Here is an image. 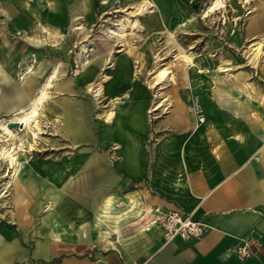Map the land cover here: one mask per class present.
<instances>
[{
  "label": "crops",
  "instance_id": "0c3cea01",
  "mask_svg": "<svg viewBox=\"0 0 264 264\" xmlns=\"http://www.w3.org/2000/svg\"><path fill=\"white\" fill-rule=\"evenodd\" d=\"M119 1L0 0V63L15 64L24 55L22 46L29 43L32 47V41L23 40L22 32L40 27L63 31L75 23L88 27ZM150 1L159 6L171 3ZM178 1L186 6V1ZM255 1L245 28L251 42H261L257 57L250 53L249 45L244 53L235 51L237 44L241 50L240 38L239 43L231 39L233 47L217 49L222 67L211 68L207 78L200 73L191 77L205 120L198 122L184 98L174 93L152 145L148 143L151 134L146 113L150 94L143 85H124L127 98L116 105L119 98H114L116 102L106 112L109 124L103 125L96 117L93 121L95 110L81 92V78L62 75V61L52 65L50 71L56 66L57 74L61 73L53 79L60 139L70 145L87 143L91 148L54 149L51 157L27 169L17 182L13 217L21 238L1 225L0 264H131L146 260L149 264H264V0ZM47 48L56 49L55 43ZM59 50L68 54V48ZM113 57L111 72L129 78V66ZM210 61L209 66L216 65V58ZM198 68L203 70L201 65ZM33 71L28 75H35ZM105 73L109 78L101 97L113 85L109 72ZM34 90L32 85L25 87L12 114L28 108L37 93ZM4 106L0 101V108ZM111 111L114 114L108 118ZM109 143L113 148L110 155L95 148ZM86 173H111L112 180L109 186L95 183L92 192ZM155 206L192 213L206 224V232L197 239L177 236L166 242L162 227L148 226L149 213H143ZM87 221L92 227L85 242ZM248 235L263 243L261 250L246 257L227 251ZM92 250L94 259L89 257ZM28 253L32 261H17Z\"/></svg>",
  "mask_w": 264,
  "mask_h": 264
},
{
  "label": "rangeland",
  "instance_id": "374dc122",
  "mask_svg": "<svg viewBox=\"0 0 264 264\" xmlns=\"http://www.w3.org/2000/svg\"><path fill=\"white\" fill-rule=\"evenodd\" d=\"M26 1L31 3L33 0ZM136 1L120 0L118 4L108 7V9L98 14L95 21L88 27L75 23L69 24L70 26L63 31L59 30L60 32L58 30L52 32L42 27L38 30L35 29L33 32H22L23 40L25 42L32 41L33 45L31 47V44L28 43L27 46H22L24 47V55L15 64L10 62L0 63V101L5 105L0 108V118H9L18 108L19 98H21L19 95L25 87L32 85L35 88L34 92L37 91L52 65L55 62L62 61L65 68L62 75L67 73L75 76V78H81V92L92 102L95 110L93 121L96 117L97 120L105 123L103 125L109 124L106 123L105 118L106 112L110 109L112 103L117 101L116 105L127 98V90L125 88L122 91V87L128 84L132 85L135 82L143 85L150 94V104L146 109L149 123L148 132L151 134V137H149L151 139L148 141L150 145L153 144L159 133V120L169 113L171 107L170 97L174 93L184 98L196 118L202 115L205 120V112L199 92L191 87V77L200 73L205 74L207 78L208 71L211 68H221L222 62L217 49L233 47L230 45L231 39H235L238 43L241 39V50H239V44H237L235 51L237 53L245 52V47L252 43L249 35L246 34L245 26L254 13L253 10L256 8L257 1L223 0V5L215 8L208 15H204V13L212 0H181L183 3L186 1V6L185 4L184 6L181 5L178 0H171L168 5L161 3L162 6L154 2L155 4L148 11L134 17L143 26L145 25L144 29L132 31L129 26H126L123 30H118L120 36H123L125 40L124 47L119 49L117 36L113 35L108 38L107 35L111 34L107 32L106 28L110 26L116 30L119 26V19H124L123 22H126L124 10L130 6L124 7ZM51 43H55L56 49L48 50L47 46ZM62 47L68 48L66 56L59 50ZM109 48H116L112 50L116 60L129 66V78H120L117 73L111 72V68L106 67L104 59L108 56L107 51ZM212 58H216V65L209 66L208 63L211 62L210 59ZM244 58L246 57L244 56ZM217 60L219 63H217ZM165 62L170 71V76L161 80V82L159 75L152 74V72L155 64ZM28 63L34 65L33 72L35 75H27L22 79L20 75ZM200 65L203 70H199ZM91 67L94 68V73H92L94 76L90 74L91 72L89 73ZM100 71L109 72L113 85L98 99L86 88V85L93 81ZM60 76L61 73L58 78ZM55 81L53 80L48 89L47 98L38 109L37 126L33 122L30 126L25 127L23 124L9 121L8 127L14 134L11 135L12 137L7 136V139L0 137V142L3 141L5 144L13 141V153L16 157L15 167L17 168V172L13 176L11 174L7 175V171L9 169L13 171V169L8 168L7 157L0 156V233L4 228L2 226H7L16 231L18 237L21 238L16 221L13 219L15 197L17 182L30 166L51 157L54 149L91 148L87 143L70 145L66 140L60 139L61 135L57 129L59 116L53 107ZM115 97L119 99L113 101ZM33 131L36 133L35 135L32 134ZM20 141H22V145L18 144ZM113 147L117 148L115 144ZM95 148L97 150H107L108 155L113 150L110 143L107 146L95 145ZM84 175L88 181L92 182L87 186L88 190L90 189L92 192L95 183L102 181V183L109 186L112 180L111 173H104L102 176H97L96 173H86ZM100 176L102 179H100ZM7 180L8 182L5 183ZM116 205L119 206V202ZM73 226L75 225L73 224ZM91 227L92 225L90 226V222L87 221L84 226L86 236L82 237L83 241L89 239L88 229ZM107 239L110 238L107 237ZM27 247L30 250V245ZM72 252L74 253V251ZM94 256L92 250L89 257L94 259ZM33 259L31 254L28 253L25 258H20L17 261L22 260L25 263Z\"/></svg>",
  "mask_w": 264,
  "mask_h": 264
},
{
  "label": "bare ground",
  "instance_id": "6f19581e",
  "mask_svg": "<svg viewBox=\"0 0 264 264\" xmlns=\"http://www.w3.org/2000/svg\"><path fill=\"white\" fill-rule=\"evenodd\" d=\"M222 5H223V0H212L210 5L207 7V10H205L204 15H208L209 12H212L215 8L220 7ZM151 6H152V3L150 0H141L140 2L135 3L134 5L130 6L129 8H126L124 10V12L126 14V19H125L126 22H123L124 19L123 20L119 19L118 20L119 26L117 27L116 30L111 28L110 26H107L106 30L109 34H111V35H107V37L110 38L113 35L117 36L116 40L118 41L117 42L118 48L119 49L123 48L124 44H125V40H124L123 36L122 37L120 36L119 31L123 30L126 26H129L132 31H141L144 28V26L139 22L138 19H136L134 17L137 14H141V13L148 11ZM82 47L84 48V45ZM248 47L250 48V49L248 48L250 50V53H253V57H257V52L261 48V42L260 41L252 42L249 44ZM113 58H114L113 57V51L110 50L108 52V56L105 59L106 60L105 61L106 67L107 66L108 67L114 66ZM166 64H167L166 62L155 64V68L152 72V74L159 75V77L161 78L160 81L164 80L166 77L170 76L169 75L170 71L166 67ZM33 68H34V65L32 63H28L25 67V70L20 75V77L23 79L31 71H33ZM58 73H59V71H58ZM56 75H58V74H57V68L55 66L54 69L52 71H50V73L47 74L45 76L44 80L41 82L37 93L34 95V97H32L30 99V103H29V106L27 109H24V110H21L20 112L14 113L9 118H1L0 119V132H1L0 137L7 139L6 138L7 136H11L14 134L13 131L10 129V127H8L9 121L23 124L25 127L30 126L33 122L34 125L37 126L38 109H39V107H41V105L43 104V102L47 98V96H48L47 90L51 86L52 80L56 77ZM108 78L109 77L105 73V71H102L100 73V75L98 76V79L92 83H89L86 88L90 92H92V94L94 96L98 97V99H99V98H101V95L104 91V89H103L104 83L108 80ZM112 114H114V113H112V111L109 112L108 118H111ZM202 119H203V117L197 118L198 122H200V120H202ZM32 134L35 135L36 133L33 131ZM12 142L13 141L8 142L7 144H5L3 141L0 142V156L5 157V158L7 157L8 168L13 169V171L9 169L7 171V175L11 174L13 176L17 172V168L15 167L16 166V157L14 156L15 154L13 153L14 144H12ZM18 144L22 145V141H20ZM7 182H8V180L5 181V183H7Z\"/></svg>",
  "mask_w": 264,
  "mask_h": 264
},
{
  "label": "built area",
  "instance_id": "2783aa9c",
  "mask_svg": "<svg viewBox=\"0 0 264 264\" xmlns=\"http://www.w3.org/2000/svg\"><path fill=\"white\" fill-rule=\"evenodd\" d=\"M202 120L204 121V116ZM121 202L119 201V205ZM147 225L159 224L162 227V234L164 240L170 241L179 236L184 239H197L204 235L206 232V224L200 219H197L190 212H185L180 209H170L167 211L162 210L160 207L155 206L149 211ZM147 226V227H148ZM263 243L253 236H246L240 242L231 245L227 248L229 253L239 257H246L253 252L261 250ZM131 264H149L148 260L141 263Z\"/></svg>",
  "mask_w": 264,
  "mask_h": 264
}]
</instances>
